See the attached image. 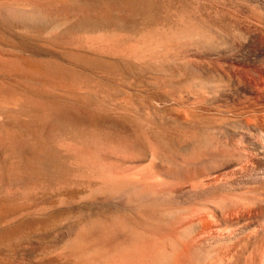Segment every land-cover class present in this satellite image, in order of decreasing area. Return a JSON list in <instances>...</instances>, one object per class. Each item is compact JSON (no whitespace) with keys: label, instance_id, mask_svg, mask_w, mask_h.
Here are the masks:
<instances>
[{"label":"rangeland","instance_id":"rangeland-1","mask_svg":"<svg viewBox=\"0 0 264 264\" xmlns=\"http://www.w3.org/2000/svg\"><path fill=\"white\" fill-rule=\"evenodd\" d=\"M236 3L0 0V264H107L61 251L87 215L122 212L91 200L95 181L75 156L97 163L145 144L177 155L193 146L185 133L220 137L228 124L183 122L170 101L192 81L217 82L222 68L175 45L141 51L139 42L188 18L246 33Z\"/></svg>","mask_w":264,"mask_h":264},{"label":"bare ground","instance_id":"bare-ground-1","mask_svg":"<svg viewBox=\"0 0 264 264\" xmlns=\"http://www.w3.org/2000/svg\"><path fill=\"white\" fill-rule=\"evenodd\" d=\"M235 1L246 33L188 18L139 42L141 51L175 45L222 68L217 82L192 81L170 103L183 122L229 126L218 138L183 134L193 146L177 155L149 143L97 163L78 153L82 176L95 181L91 200L122 212L87 215L62 254L107 264H264V0Z\"/></svg>","mask_w":264,"mask_h":264}]
</instances>
